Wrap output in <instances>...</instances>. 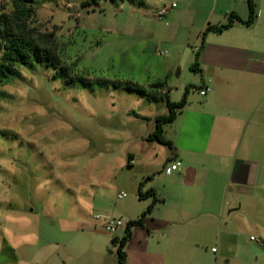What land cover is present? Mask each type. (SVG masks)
<instances>
[{"label": "rangeland", "instance_id": "obj_1", "mask_svg": "<svg viewBox=\"0 0 264 264\" xmlns=\"http://www.w3.org/2000/svg\"><path fill=\"white\" fill-rule=\"evenodd\" d=\"M86 2L36 0L31 26L40 33L54 32L60 63L71 75L89 78L91 86L67 84L55 77L54 69L40 64L18 66L15 76L0 82V264H37L33 255L23 260L16 253L28 249L35 254L56 241L59 219L78 200L103 190L99 185L116 180L129 184L120 164L126 162L134 139L147 137L145 115L162 108V101L149 102L113 82L144 87L155 83L168 58L164 41L173 39V27L164 31L166 25L153 17V7L138 0H100L84 7ZM174 2L175 11L185 8L184 1ZM255 3L256 11L264 12V0ZM12 9L11 0H0V12ZM196 78L189 75L186 86L177 90L183 80L174 74L168 82L172 101L180 102L187 91L198 95ZM172 126L165 125L170 135L177 125ZM161 158L153 152L150 160L159 170L150 177L165 172ZM149 180L141 178L139 188ZM231 197L225 198L226 228L237 235L210 245L219 250L220 264H264V245L251 240L264 241V214L257 217L262 227L250 222L241 233ZM107 205L113 208L115 200Z\"/></svg>", "mask_w": 264, "mask_h": 264}, {"label": "crops", "instance_id": "obj_2", "mask_svg": "<svg viewBox=\"0 0 264 264\" xmlns=\"http://www.w3.org/2000/svg\"><path fill=\"white\" fill-rule=\"evenodd\" d=\"M138 1L153 7L152 15L158 19L159 0ZM181 1L184 9H172L158 19L166 25L164 31L173 27V39L164 41L168 58L152 84H163L164 92L168 88L172 101L168 85L172 76L183 80L179 90L193 74L200 91L207 87L210 91L205 96L188 94L186 107L171 124L177 125L173 135L165 128L173 148L148 139L155 119L169 114L166 102L152 116L145 115L147 137L134 139L126 162L120 164L129 184L116 180L99 185L103 190L98 188L89 200H78L59 219L56 241L40 246L35 254L20 250L18 257L33 255L37 264H118L117 242L126 237L127 227L110 234L100 228L102 221L95 216L125 218L128 223L140 219L154 201V197H139L138 184L146 177L150 180L142 193L153 190L159 201L142 225L130 229L127 264H220L219 250L213 252L216 247L210 243L221 244L228 234L237 235L226 228L227 196H232L230 207L237 212L241 233L250 222L262 227L257 217L264 214V12H257L252 25L236 21L221 33L205 35L208 27L226 24L231 13L247 20L248 0ZM195 61L199 72L191 70ZM153 152L162 154L164 168L181 161L182 171L167 175L162 170V175L150 177L159 170L150 160ZM120 192H126V198L117 199ZM108 200H115L113 208Z\"/></svg>", "mask_w": 264, "mask_h": 264}, {"label": "trees", "instance_id": "obj_3", "mask_svg": "<svg viewBox=\"0 0 264 264\" xmlns=\"http://www.w3.org/2000/svg\"><path fill=\"white\" fill-rule=\"evenodd\" d=\"M12 11L0 12V82H7L11 77L17 74L18 66H32L35 64L47 65L56 71L55 77H61L67 84L91 86L92 81L82 75H71L69 67L60 63L58 52L57 37L54 32L40 33L31 26V21L35 15L34 4L36 0H11ZM100 0H87L84 7ZM133 1V0H120ZM249 17L243 20L236 13H231L228 22L221 26H210L205 31V35L210 32L221 33L231 28L236 21L246 25H252L257 18L255 0H248ZM199 53L196 55L198 57ZM199 63L195 61L191 70L199 72ZM99 84L104 82L98 81ZM115 87L123 86L128 91L136 92L140 96L146 98L149 102H166L169 108L168 115H161L155 119V130L149 134V140H155L163 145L173 148V142L166 137L165 125L172 124L176 121L178 115L186 107L188 103V91L180 102H172L167 92L163 90V84H152L148 87L140 86L133 82L120 84L113 82ZM150 179V178H149ZM139 197H154V201L149 206L147 212L138 220L131 221L127 225V235L121 241L117 242V257L118 264H127V253L125 246L130 238V229L133 226L143 224V218L150 213L154 205L159 201L156 193L151 190L147 193H142L139 188Z\"/></svg>", "mask_w": 264, "mask_h": 264}, {"label": "built area", "instance_id": "obj_4", "mask_svg": "<svg viewBox=\"0 0 264 264\" xmlns=\"http://www.w3.org/2000/svg\"><path fill=\"white\" fill-rule=\"evenodd\" d=\"M162 3V6L158 10L156 16L160 20L162 19L170 10L177 7L176 2L171 3H165L163 0H160ZM161 55H165L166 52L162 51L160 53ZM210 91V88H205L200 91V94L202 96H205ZM182 162L179 160H174L169 163V165L165 168V173L167 175H171L174 172H181L182 171ZM127 193L126 192H120L117 194V199L122 200L126 198ZM97 219L102 221V224L100 228L110 234H115L120 228L127 227L128 222L125 218H116L112 216H102V215H96ZM251 240H257L254 236H251ZM258 241V240H257ZM261 242L264 244V241L261 240ZM213 252H217V248L212 249Z\"/></svg>", "mask_w": 264, "mask_h": 264}]
</instances>
